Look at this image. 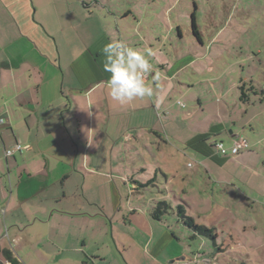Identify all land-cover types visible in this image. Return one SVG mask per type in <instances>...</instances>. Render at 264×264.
I'll return each mask as SVG.
<instances>
[{
  "label": "crops",
  "instance_id": "1",
  "mask_svg": "<svg viewBox=\"0 0 264 264\" xmlns=\"http://www.w3.org/2000/svg\"><path fill=\"white\" fill-rule=\"evenodd\" d=\"M122 11L116 0H0V213L16 234L0 247L25 264L13 241L36 227L59 252L75 253L68 259L75 264H227L222 258L229 252L217 234L221 259L183 245L191 234L174 213L173 224L165 215L160 221L150 216L156 200L183 203L187 214L202 208L186 200L199 190L197 179L209 181L182 171L190 157L215 184L213 195L235 190L231 182H244L257 163L250 145L236 155L214 154V142L232 144L256 117L239 97L224 99L240 82L221 85L224 70L210 72L226 49L217 45L224 31L204 43L198 28L201 41L191 34L190 50L182 53L177 44L166 49L162 35L134 42L121 34L116 16L132 14ZM174 27L182 40L179 24L167 31ZM110 39L152 53L153 71L144 78L153 88L151 99L120 104L111 98L101 53ZM186 68L197 74L180 77ZM15 143L21 150L6 156ZM151 178L145 187L135 182ZM151 187L157 190L146 195Z\"/></svg>",
  "mask_w": 264,
  "mask_h": 264
},
{
  "label": "rangeland",
  "instance_id": "2",
  "mask_svg": "<svg viewBox=\"0 0 264 264\" xmlns=\"http://www.w3.org/2000/svg\"><path fill=\"white\" fill-rule=\"evenodd\" d=\"M116 3L118 11L123 10L122 13L125 9H131L132 14L128 16L118 13L114 22L121 28V34L130 36L134 42L142 39L143 36L152 41L156 35H162L166 49L169 48V44H177L182 49V53L183 49L190 50L192 30L189 18L194 5H196V23L204 43H208L211 33L214 34L219 28L223 29L224 33L220 35L217 45L221 44L226 49L217 61H213L216 66H220L219 70L214 66L210 72L215 74L222 73L224 70L225 74L218 84L226 86L235 81L245 85L249 100L248 105L243 104V108H248L250 112L254 111L256 117L252 126L243 129V133L238 136L243 135L242 138L249 143L251 152L256 153L257 163L250 171L243 174L244 182L240 179L231 182L235 190L230 191L228 188L214 195L212 190H215V184L204 170L196 165L194 159L190 157L181 164L183 172L193 175L194 171H197L209 180L205 183H202L203 180L200 179L195 181L197 185L195 188L199 189V192L193 191L195 197H192L191 192L188 197L186 194L188 203L190 199V203H196L202 207L192 208L188 214L198 224H204L208 228L215 226L217 242L224 243L220 246L223 245V250L229 253L222 258V255L215 252L216 249L211 240L203 235L192 240L187 236L188 234H185L183 245H189L192 250L200 249L201 252L212 254L217 259L222 258L228 262L227 264H264V97L262 98L261 95L264 89V0H116ZM165 8H168L166 12ZM175 24H179L184 29L182 40L178 39L175 27L171 32L167 31L169 26H175ZM187 28L189 31L185 30ZM191 74L195 76L197 73L186 68L179 76L186 77ZM249 86H253L256 93L249 90ZM212 96L216 99L215 94ZM234 97H239L238 89L226 95L224 99L230 102L234 100ZM253 139L258 140L259 144ZM224 144L228 147L231 143ZM214 154L217 157L221 156L216 151ZM146 161L143 164L147 166L150 160ZM187 161H190L188 165L192 164L191 167H186ZM134 162L137 163L138 160L135 159ZM162 180L164 178L160 177L159 181ZM149 190L151 192L146 191V195L153 194L152 190L156 191L157 187H151ZM228 191L232 193L231 197L228 196ZM211 195L212 199L219 201L220 205H212L209 202ZM164 217L173 224L171 214H166ZM1 218L0 213V245L7 246L8 238L16 234L12 233L10 223L4 226ZM7 218L13 220L11 216ZM21 219L28 220V217ZM32 229L30 232L23 231L17 234L18 239L13 241V245H17L20 249L19 256L23 263L75 264L68 260L69 256L75 253L59 252L60 248H54L41 230L36 227ZM200 240L203 244H200ZM58 241L60 240H57V244ZM72 259L73 256L70 260ZM0 260L2 264H5L1 255Z\"/></svg>",
  "mask_w": 264,
  "mask_h": 264
},
{
  "label": "clouds",
  "instance_id": "3",
  "mask_svg": "<svg viewBox=\"0 0 264 264\" xmlns=\"http://www.w3.org/2000/svg\"><path fill=\"white\" fill-rule=\"evenodd\" d=\"M101 53L103 56L102 70L108 74L106 86L113 100L126 104L137 98L151 99L154 96L153 88L146 84L144 79L153 71L152 64L147 58L152 53H142L121 39H110L103 46ZM177 103L180 107H185L182 99H178ZM20 147L17 145L16 150ZM12 154V151L7 153L9 156Z\"/></svg>",
  "mask_w": 264,
  "mask_h": 264
},
{
  "label": "trees",
  "instance_id": "4",
  "mask_svg": "<svg viewBox=\"0 0 264 264\" xmlns=\"http://www.w3.org/2000/svg\"><path fill=\"white\" fill-rule=\"evenodd\" d=\"M194 4V3H193ZM195 8L196 5H194V10L190 13V27L192 30V35L195 37V39L200 42V32L198 30V27L196 25L195 22ZM238 90H239V99L240 101H242V103H248V94L245 92V85L239 84L238 85ZM249 90H253L254 91V87L253 86H249ZM256 93V91H254ZM261 95L262 98L264 97V89L261 91ZM262 98H260V100H262ZM249 148V147H248ZM247 148V149H248ZM246 150V149H245ZM154 178L148 179L145 183H141L138 181H135L136 184H138L139 187H145L147 185H151L153 183ZM170 213H174V216L185 226L189 229L190 234L189 237L190 239L194 238L195 236H206L207 238H209L211 240V243L215 246V237H216V233H215V228L211 227L208 228L206 225L204 224H198L196 223L193 218L191 217V215L187 214V211L185 209V206L183 203L177 204L176 206H172L171 204H169L167 201L165 200H156L154 203V206L152 208V211L150 212V216L153 219H156L158 221L161 220V218L166 215V214H170ZM0 255L1 258L7 262H9L10 264H18V260L16 259V257L13 255V253L10 251L9 248L7 247H0ZM0 264H2L0 262Z\"/></svg>",
  "mask_w": 264,
  "mask_h": 264
},
{
  "label": "built area",
  "instance_id": "5",
  "mask_svg": "<svg viewBox=\"0 0 264 264\" xmlns=\"http://www.w3.org/2000/svg\"><path fill=\"white\" fill-rule=\"evenodd\" d=\"M4 123H5V119L0 116V125H3ZM17 145L21 146V143H15L14 145H12L11 148L6 149L4 151L5 155L8 156L7 153L9 151H12V153L15 151H20L22 146L20 147L19 150H16ZM214 146L216 148V151H218L221 154L230 153L231 155H236L240 151L247 149L249 147V144L244 138H242V136H236L232 139V144L230 147H226L222 141L214 142ZM233 149H235V151H233ZM195 260L196 259L176 260V261H172L170 264H193L195 262Z\"/></svg>",
  "mask_w": 264,
  "mask_h": 264
}]
</instances>
